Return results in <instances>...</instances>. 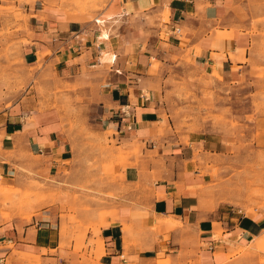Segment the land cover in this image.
I'll return each mask as SVG.
<instances>
[{
	"label": "crops",
	"instance_id": "1",
	"mask_svg": "<svg viewBox=\"0 0 264 264\" xmlns=\"http://www.w3.org/2000/svg\"><path fill=\"white\" fill-rule=\"evenodd\" d=\"M38 1L22 58L43 92L0 112V185L12 196L43 190L49 202L59 190L95 191L90 211L104 224L90 261L62 237L67 202H34L28 217L0 191V264H264V216L230 214L212 200L203 169L218 151L199 131L165 120L162 101L164 67L186 55L225 78L251 74L260 37L248 22L250 1L94 0L102 7L91 15ZM60 98L65 108L53 105ZM92 159L98 168L85 173ZM104 163L111 173H101Z\"/></svg>",
	"mask_w": 264,
	"mask_h": 264
},
{
	"label": "rangeland",
	"instance_id": "2",
	"mask_svg": "<svg viewBox=\"0 0 264 264\" xmlns=\"http://www.w3.org/2000/svg\"><path fill=\"white\" fill-rule=\"evenodd\" d=\"M93 1L60 0V4L66 9L73 7L79 14L91 15L98 13L102 7L91 4ZM249 1L250 13L253 14L248 22L253 35L260 37L257 49L249 59L251 74L225 78L200 70L186 55L181 62L171 60L164 67L162 101L168 114L164 116L165 120L168 118L171 125L186 132L199 131L218 151L215 159L205 164L203 169V174L208 178L207 189L214 193L212 200L222 204L225 212L230 214L238 211L237 214L242 215L259 213L264 216V0ZM40 6L38 0H3L0 6V112L23 96H32L34 88H37L35 92H43L40 86H34L37 82L34 69L22 58L24 38L30 33L31 20ZM154 66L157 68L158 65ZM56 102L62 108L66 107L63 98L53 101V105ZM49 103L48 100H39L37 105L47 107ZM104 142L98 152L103 157L111 148ZM96 149L93 145L95 152L92 153L95 155ZM97 168L92 159L84 171L95 172ZM77 169L83 171L80 165ZM100 171L105 175L111 173L112 163L102 164ZM60 185L75 190H91V187H83L80 182L64 181ZM40 186L41 189L48 188ZM0 191L4 194V204L11 202L18 208H29L28 213H20L28 217L37 213L33 209L34 202H42L45 206L54 204V201L67 202L70 206L66 210L63 208L58 217L62 237L75 240L74 250L80 252L84 249L83 256L88 254L90 261L93 260L92 256L95 258L96 249L93 250L91 246L97 243L99 227L104 224L99 220V213L90 211V203L98 201L95 191L93 195L82 198L76 193L72 197L61 196L65 193L59 190L57 194L60 197L53 196L50 202L49 193L43 190L40 196L33 197H30L31 192H26L24 196H12L14 192L7 191L1 185ZM106 214H100V219ZM89 235L90 239L87 238ZM261 236L264 237V232ZM64 245L62 243L61 247ZM258 252L263 255L259 260H264V247ZM164 262L168 261L161 263Z\"/></svg>",
	"mask_w": 264,
	"mask_h": 264
}]
</instances>
